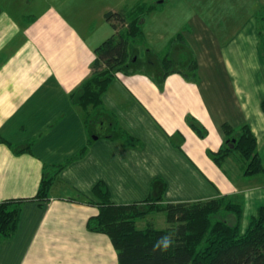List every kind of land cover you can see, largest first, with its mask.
Returning <instances> with one entry per match:
<instances>
[{"label":"crops","instance_id":"1","mask_svg":"<svg viewBox=\"0 0 264 264\" xmlns=\"http://www.w3.org/2000/svg\"><path fill=\"white\" fill-rule=\"evenodd\" d=\"M137 1L0 0V202L26 199L0 264H119L110 237L87 227L99 212L100 181L116 204L145 201L157 194L156 181L164 203L229 196L243 202L246 226L264 204V174L243 175L235 154L222 165L208 155L225 142L224 123L250 124L263 150L264 93L241 80L264 63V0H222L220 31L209 17L219 0H148L163 6L147 16V45L161 50L183 33L197 54V79L174 72L159 86L145 74L119 73L103 106L79 105L74 94L92 73L95 49L114 33L106 14ZM165 11L171 24L157 29ZM175 48L179 56L187 47ZM8 143H31V151L17 154ZM59 165L49 199H29L47 166Z\"/></svg>","mask_w":264,"mask_h":264},{"label":"trees","instance_id":"2","mask_svg":"<svg viewBox=\"0 0 264 264\" xmlns=\"http://www.w3.org/2000/svg\"><path fill=\"white\" fill-rule=\"evenodd\" d=\"M162 6L158 1L139 0L120 11L106 14L114 33L95 49L92 73L74 94L79 105L85 108L103 106V95L119 73L145 74L159 86H163L167 76L174 72L182 73L187 79H197L199 62L183 33L170 40L159 54H153L147 45V16ZM261 19L264 20V8L259 15ZM177 44L186 46L187 51L176 55ZM179 64L185 69L177 66ZM187 71L193 74L189 75ZM262 105L264 110V100ZM189 123L200 137L207 135V129L195 118L190 117ZM223 130L226 134L223 145L216 151L208 150L212 160L222 165L237 152L243 161V175L264 174L258 139L250 124L233 126L224 123ZM130 137L128 141L132 144ZM0 142L5 140L0 137ZM8 145L21 154L30 152L32 144ZM63 168L64 165L47 166L38 192L29 199H49L51 188ZM158 183L154 184L157 194L132 204L114 203L111 191L103 181L93 187L99 212L89 218L87 227L110 237L119 264H264V204L243 228L245 206L242 201L220 196L204 201L164 203L162 192L156 186ZM163 186L164 190V183ZM25 200L0 202V246L16 235ZM154 212L166 213L169 227L157 228L150 222L139 227L138 222ZM231 215L235 217L233 221L228 219ZM166 233L172 234L174 245L167 251L154 250L155 241Z\"/></svg>","mask_w":264,"mask_h":264},{"label":"rangeland","instance_id":"3","mask_svg":"<svg viewBox=\"0 0 264 264\" xmlns=\"http://www.w3.org/2000/svg\"><path fill=\"white\" fill-rule=\"evenodd\" d=\"M225 7L226 6H224V3H222V0H219V8L215 7L213 14H210V12H209V17L213 16L212 22L214 23V28L218 31H220V29L223 28L222 23H220L218 25L217 22L221 21L220 20L221 18H223V20H224V18H225L224 9H225ZM219 9H220V11H219ZM206 12H207V10H206ZM207 16H208V12H207ZM171 19H173V18H171L170 13L165 11L162 15L157 16L156 21L154 22L155 23L154 26L157 29H159V28L168 29L170 24H171V23H169V22H171ZM168 23H169V25H168ZM146 25H147V23L145 24V26ZM166 25H168V26H166ZM227 25H228V23H226L224 26H227ZM259 29H260V32L262 34V43H260V46H261V51L263 54V58H262L263 60L262 61L264 62V20H262V19L259 20ZM155 47L149 46V48H151L153 54H159V52L163 51L166 48V47H164L160 50V49H157ZM190 49H191L190 50L191 52H194V50L192 48H190ZM185 51H187V49ZM185 51H183V52H185ZM194 54L197 57L196 52H194ZM177 66L185 69V66H183L181 64H179ZM256 66L260 67V69L257 70V72H255L254 71L255 66L252 64V67H253L252 70L248 71V73L247 72L244 73V76L246 75L249 78H247V79L244 78L243 80H241V83H243V81H244L246 85H250L252 89L256 88V90H258V91L261 90V88H262L261 93H264V90H263L264 89V63L256 64ZM187 73L189 75L193 74L192 71H187ZM242 77L243 76H241V79H242ZM259 86H261V88ZM262 149H263L262 152H260V151L259 152H260L261 158H262L263 163H264V145H263ZM234 154H235L234 158H238V160H236V161L239 164L240 155L237 152ZM228 219H229V221H233L230 218H228ZM248 219H249V217L247 214L244 217L243 222H242L243 228L246 227V220H248ZM148 222L153 223V225L156 226L157 228H166V227H169V225H170L168 220H167V215L164 212H154V213L148 215L147 218L140 220L138 222V225H139V227L142 228V227L146 226V224Z\"/></svg>","mask_w":264,"mask_h":264},{"label":"clouds","instance_id":"4","mask_svg":"<svg viewBox=\"0 0 264 264\" xmlns=\"http://www.w3.org/2000/svg\"><path fill=\"white\" fill-rule=\"evenodd\" d=\"M174 243L175 241L173 239L172 234L166 233L155 241V243L153 244V248L154 250L158 251H167L170 247L174 245Z\"/></svg>","mask_w":264,"mask_h":264},{"label":"water","instance_id":"5","mask_svg":"<svg viewBox=\"0 0 264 264\" xmlns=\"http://www.w3.org/2000/svg\"><path fill=\"white\" fill-rule=\"evenodd\" d=\"M235 141V140H234Z\"/></svg>","mask_w":264,"mask_h":264}]
</instances>
